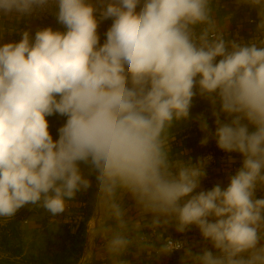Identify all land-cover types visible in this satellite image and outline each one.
Listing matches in <instances>:
<instances>
[{
	"label": "clouds",
	"instance_id": "9594fccd",
	"mask_svg": "<svg viewBox=\"0 0 264 264\" xmlns=\"http://www.w3.org/2000/svg\"><path fill=\"white\" fill-rule=\"evenodd\" d=\"M235 2L256 10L258 35L230 39L213 0H0V39L17 31L3 17L19 21L51 4L65 29L22 30L18 42L0 44V221L31 206L55 222L94 176L76 264H131L132 249L181 252V264H264L256 195L264 190V0ZM197 95L211 106L214 131L205 115L191 116ZM55 114L66 121L53 139L46 117ZM190 119L201 145L215 139L241 157L227 186L202 188L210 155L193 161L173 151L172 128ZM170 227H195L206 243L194 251L166 238Z\"/></svg>",
	"mask_w": 264,
	"mask_h": 264
},
{
	"label": "crops",
	"instance_id": "0c3cea01",
	"mask_svg": "<svg viewBox=\"0 0 264 264\" xmlns=\"http://www.w3.org/2000/svg\"><path fill=\"white\" fill-rule=\"evenodd\" d=\"M95 2V0H92ZM213 5L216 8L217 20L221 28L226 29L227 31L238 30L239 38L250 39L252 35H258L253 33L255 28V23L257 19V13L254 9H249L247 5H237L235 0H213ZM137 11H139V6ZM98 15V14H97ZM3 25L8 28H15L17 31L6 32L2 39H0V44L8 42H18L21 39L19 34L22 30H29L30 33L34 36V33L37 29L51 27L53 30L64 31L63 25L59 24L56 20V16L47 23H41L37 20L23 17L19 21L3 17ZM253 21L250 22L249 20ZM112 20L108 19L100 22L98 27V35L100 36L101 44L105 39V32L111 26ZM230 39L237 38L234 37L231 32L228 33ZM193 105H200L211 108L209 103L199 97L198 95L193 99ZM193 118L196 116H192ZM49 123V131L53 136V139L58 138V128H60L66 121V117L60 116L58 114L46 117ZM208 122L211 129L214 131V119L208 117ZM172 133L175 136V140L172 142L171 147L174 152H184L186 155L184 159L191 158L195 161L197 158L207 151H213L218 157H223L219 159L216 163L208 165L207 171L208 176L202 181L203 189H210L215 184H221L222 186H227L229 182L230 175L234 174L235 170L240 166L241 157L236 153H225L216 146L215 139H210L207 145H201L200 140L204 136V133L201 132L199 124L195 119H190L187 121H181L174 125L172 128ZM229 155H231L235 163L229 162ZM82 170L87 174V169L82 165ZM93 182V187L89 189L86 193H81L77 195L76 206L71 207L68 211L56 218V221L70 222V226L76 227L80 221L86 220L85 225L87 224L88 218L92 214V201L94 198L96 190L95 177H89ZM257 197H264V190L257 191ZM131 204L130 201H128ZM77 213V214H76ZM130 215L135 216V212H130ZM85 217L87 219H85ZM22 222V225L26 229H34L39 226L40 223L44 220L53 221L48 214L44 213L43 209H32L31 206H26L21 209V212L18 217H16ZM26 220L24 222L23 220ZM12 220V219H11ZM10 221V220H9ZM3 223L0 221V234L1 227ZM146 235H151L150 230H144ZM167 236H174L177 238L185 239L189 244H194L197 247L194 248V251H199V248L204 246L206 242L203 241L200 236L199 230L193 227L191 231L180 234L175 231L173 227H170L167 232ZM210 247V245H209ZM136 249H132L130 253L125 257L131 262V264H181V252H173L171 255L160 256L159 258L155 257L153 254L152 257H148L146 254H142L137 257L135 255ZM94 264H111L110 261L97 259L94 261Z\"/></svg>",
	"mask_w": 264,
	"mask_h": 264
},
{
	"label": "rangeland",
	"instance_id": "374dc122",
	"mask_svg": "<svg viewBox=\"0 0 264 264\" xmlns=\"http://www.w3.org/2000/svg\"><path fill=\"white\" fill-rule=\"evenodd\" d=\"M55 222L63 227V223ZM2 223L5 240L0 238V264H76L87 243L86 235L77 226H69L66 236L53 223L26 230L18 229L9 221ZM8 248L14 249L17 255L11 254Z\"/></svg>",
	"mask_w": 264,
	"mask_h": 264
},
{
	"label": "built area",
	"instance_id": "2783aa9c",
	"mask_svg": "<svg viewBox=\"0 0 264 264\" xmlns=\"http://www.w3.org/2000/svg\"><path fill=\"white\" fill-rule=\"evenodd\" d=\"M55 12H56V5L55 4H51L50 6H49V8H48V10L47 11H44V12H41V13H39V14H35V15H33L32 17H27V18H31V19H34V20H37L38 22H41V23H47V22H49L50 20H51V18H53V16L55 15ZM250 22H252L253 20L252 19H250L249 20ZM231 32V34L234 36V37H237V34H238V37H239V31L238 30H231V31H227V33H230ZM214 119V118H213ZM214 126H215V124H214ZM215 129V128H214ZM211 156L212 157V160H211V162H210V164H214V163H216L219 159H222L223 157H218L213 151H209V150H207V151H205L202 155H201V157H204V156ZM20 212H21V209L16 213V215H15V217H13V218H16V217H18L19 216V214H20ZM12 218V219H13ZM24 222H26V220L24 219L23 220ZM167 237H171L172 239H180V240H185V239H182V238H177V237H174V236H167ZM166 237V238H167Z\"/></svg>",
	"mask_w": 264,
	"mask_h": 264
},
{
	"label": "trees",
	"instance_id": "16d2710c",
	"mask_svg": "<svg viewBox=\"0 0 264 264\" xmlns=\"http://www.w3.org/2000/svg\"><path fill=\"white\" fill-rule=\"evenodd\" d=\"M76 214H77V213H76ZM85 219H87V218L85 217ZM85 221H86V220L80 221V222L78 223V225H77V228L81 231L80 233H84V234H85V229H86ZM9 223L15 225V227H17L18 229L26 230V227H24V225H22V222H21L19 219H17V218H13L12 220L9 221ZM47 223H48V224L53 223L54 226H55V225H56V226H60V225H57V222H53V221H50V222H49V221H47V220L42 221V222L40 223L39 226L45 225V224H47ZM59 223H63V227L60 226V228H62V230H63V234H62V235L65 234V235L67 236V235H68L67 233L70 231V230H67V229H69L70 222L59 221ZM76 230H77V229H76ZM0 238H2V240H3V238H4V240H5V237H4V227H3V225H2V227H1ZM2 242H4V241H2ZM6 242H7V241H6ZM7 250H8L11 254H13V255H17V252H16L14 249L8 248Z\"/></svg>",
	"mask_w": 264,
	"mask_h": 264
},
{
	"label": "water",
	"instance_id": "95a60500",
	"mask_svg": "<svg viewBox=\"0 0 264 264\" xmlns=\"http://www.w3.org/2000/svg\"><path fill=\"white\" fill-rule=\"evenodd\" d=\"M190 112H191V115L197 116V115L203 114L206 117L213 118L211 115V108H209V107L200 106V105H193ZM222 119H223V116H222Z\"/></svg>",
	"mask_w": 264,
	"mask_h": 264
}]
</instances>
